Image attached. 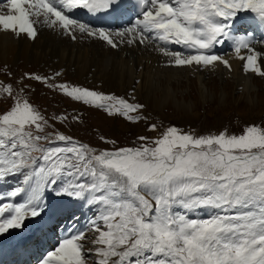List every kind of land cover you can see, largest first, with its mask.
Returning <instances> with one entry per match:
<instances>
[{"label": "snow or ice", "instance_id": "1", "mask_svg": "<svg viewBox=\"0 0 264 264\" xmlns=\"http://www.w3.org/2000/svg\"><path fill=\"white\" fill-rule=\"evenodd\" d=\"M122 6L123 0H6L0 31L34 41L39 23L72 40L78 31L113 49L155 44L170 67L223 65L229 71V61L213 49L231 41L244 72L264 78V62H258L264 53L253 47L264 41L232 34L241 14L264 23V0H138L136 19L118 30L90 27L70 15L77 9L119 14ZM169 44L189 51L170 50ZM242 50L249 54L241 55ZM0 71L7 73L6 68ZM25 76L109 116L131 123L148 119L143 104L54 83L60 72ZM24 87L29 86L17 91L0 80V96L13 102L0 113V180L30 170L25 184L37 178L39 183L24 203L0 204V235L22 229L29 217L43 219L48 210L43 186L59 184L56 197L80 201L95 214L86 229L66 228L70 234L40 264H88L89 253L96 257L94 264H264V126L204 135L168 126L156 137L138 136L136 146L116 147L115 140L101 137L113 148L96 149L63 133L46 132L54 125L22 95ZM53 119L62 123L66 117ZM148 131L159 129L152 123ZM23 192L18 187L9 197ZM201 211L209 214L192 215Z\"/></svg>", "mask_w": 264, "mask_h": 264}, {"label": "rangeland", "instance_id": "2", "mask_svg": "<svg viewBox=\"0 0 264 264\" xmlns=\"http://www.w3.org/2000/svg\"><path fill=\"white\" fill-rule=\"evenodd\" d=\"M5 4L6 3H2L0 7H4ZM5 9L6 7H4L2 10L4 11ZM239 17L234 23V27L232 29L233 35L256 36L257 34L260 36V38H264V23L258 21L250 13L242 14L240 19ZM236 30H238V32ZM81 35V37L84 36V34ZM84 37H86V43L84 44H89V41H87L89 37L86 35ZM260 41H264V39H261ZM28 43L30 54L37 59H29V56L28 58L23 59L20 57V49H12V58L7 57L4 60L0 59V69H7V73L0 71V80L13 84L17 91H19V89L24 85L29 86L24 87L22 95L29 99V101L49 119L50 124L54 125L52 128H46V132L53 135L56 132H60L66 136L72 137L77 142L88 144L90 147L96 149H112L113 145L111 143H105L103 140H101V137H105L107 140H115L116 147H123L139 145L141 141L137 139L138 136L143 135L148 137H156L168 126H176L187 132L194 131L200 135L208 134L209 132L216 134L225 129H227L230 133H239L246 125L250 124L264 126V82L262 81V77H259L255 74L253 75V77L255 76L254 78L256 80V83H254V91L251 97L248 98V96L246 94L244 95L241 90L236 89L233 81L231 82L228 78L222 80L220 79L219 74H215L213 71L209 72V75H205L207 76L205 80L207 83H209L208 85L211 88L210 89L208 87V91H211L212 93L215 91V93L213 97H208V99L204 102L199 99L197 90L194 88V86L192 84H188V81L182 80V85L179 86V92H176L175 96L180 99L184 97L187 102L193 103V109L189 112L175 108L168 101L165 102V104H162L159 101L162 98L160 93L157 94L156 102H150L149 104L134 96L133 97L135 99L133 100L131 94H127L128 96L123 95L115 88H111L110 90L109 86H107V83L102 84L99 82H93L95 80L97 81L98 78L94 75L96 72L95 66H92L86 71V74L89 75L86 81L80 79L76 66L72 67L70 64H67L66 59L62 61L59 60L61 48L57 47V41L50 35L42 34L41 38H36L34 41L29 39ZM43 43L47 44L45 49L41 46ZM228 43L229 41H225L224 45L217 44L214 47L216 49L223 50L226 45H228ZM172 45L173 44H170V47ZM254 45H256V43ZM85 46L87 45H83L82 48L73 47L67 49L65 50V53H73V56L76 52L90 53L89 49H87ZM123 46L124 44H122V47ZM231 46L232 42H230L229 46L227 47ZM141 47L143 46L141 45ZM261 47H264V45ZM62 48L65 49V47ZM254 48L256 49L259 47L255 46ZM110 50H112V48L107 46L106 52H109ZM230 52H232V50L227 49L224 55ZM102 53L103 52L101 51H96V54L101 55ZM219 56H221V54H219ZM47 58H49L51 62H46ZM52 63H55V65ZM72 64H74V61ZM68 70L73 71L72 73H69ZM56 72H60L61 76L57 77L55 81H53L54 83H65L69 86L88 88L90 90L104 94L123 97L124 99L129 100V102H136L145 105V108L142 110V114L148 118L147 121L145 122L142 120L139 123H131L120 116H109L103 110L74 101L71 98L63 95L59 90L54 91L45 84L28 80L25 76V74H36L42 77H52ZM189 79H191L190 82H193L194 76H191ZM221 88H224V91L226 92V96L222 102L216 99V96L219 97ZM12 103L13 102L11 99L0 96V113L9 110ZM132 115H135V113ZM53 117H66V119H64V121L61 123L59 120L53 119ZM152 123L157 125L159 132L148 131V126ZM42 143L45 147L64 146L62 142H57L55 144H48L47 142ZM33 155L35 156L39 154L34 153ZM29 174L30 170H25L19 174L8 175L3 180H0V203L15 202L23 194L30 193L31 190L25 191L17 198L8 199L9 193L11 191L18 187H26L25 176ZM37 183H39L38 178L29 185H31L33 188ZM54 187L55 186L51 184L43 186V194L46 189H54ZM50 207L51 205L47 207L48 217L45 218V220L52 216L50 214ZM82 207L80 210L69 209L60 220L57 219V221L50 226L49 231L48 229L44 228V233H48L52 238H54L56 233L59 232L64 226L65 228L72 230L86 229L90 219L95 214V211H92L93 209L90 210L89 206ZM208 214V211H201L192 215L201 217L207 216ZM69 217H71V219H69ZM80 224L82 225L81 229L80 227L77 228ZM57 235L59 234L57 233ZM89 235H91V233H89ZM38 238L40 239L39 232L33 236L32 244L25 245L27 251L30 252L29 257L31 259V247H35V253L40 252V250H45L46 241H44L45 244H40ZM47 243L51 244L50 242ZM57 243L55 242L52 244L51 251L54 250V247L57 245ZM48 249L49 246L47 245L46 251ZM88 255V264H94V261L96 260L94 253H89ZM31 263H34V261Z\"/></svg>", "mask_w": 264, "mask_h": 264}, {"label": "bare ground", "instance_id": "3", "mask_svg": "<svg viewBox=\"0 0 264 264\" xmlns=\"http://www.w3.org/2000/svg\"><path fill=\"white\" fill-rule=\"evenodd\" d=\"M0 1L6 2V0ZM2 9H4L3 6L0 7V12L7 13V8L4 11ZM103 14L104 12L91 14L85 9H77L70 13L74 19L80 23L89 25L90 27L108 28L104 24H99L100 21L104 20L101 17ZM35 26L38 29L37 39L41 38L42 34H47L57 41V47L61 48L59 60L62 61L66 59L67 64H70L72 67L76 66L80 79L86 81V79L89 77V75L86 74V71L92 66H95L96 72L94 75L98 78L97 81L95 80L93 82H99L102 84L107 83V86H109L110 90L111 88H115L123 95L131 94L132 97L134 96L136 98L142 99L149 104L150 102H156L157 94L160 93L162 98L159 101L162 104H165V102L168 101L177 109L186 110L189 112L192 111L193 103L187 102L184 97L182 99L176 97L175 93L179 92V86L182 85V80H186L188 81V84H192L194 86V88L197 90L199 99L203 102L207 100L208 97H213L215 91L214 93L208 91L209 83H207L205 80L207 77L205 75H209V72L212 71L215 74H219L220 79L222 80L228 78L231 82L233 81L236 89L241 90L244 95L246 94L248 96V98L251 97L254 91V83H256L254 78L255 76L253 77V73L246 74L244 72V61L238 59L234 51L227 53L226 56L224 55L225 53H219L222 50L217 51L215 48L213 49L214 54H221V56L229 61L232 66L231 71L224 68L223 65H219L215 69H203L197 68L196 66L190 68H177L168 66L169 58L163 56L155 44H150L147 46L142 45L143 47H141V45L138 43L131 46L124 44L123 47L121 44L119 48H112V50L106 52L108 46L107 44L93 37H89V39L87 38L89 44H84L86 43V37H84L85 35L81 37L82 35L78 31L76 32L77 39L72 40L69 36L62 34L60 31H54L39 23H37ZM251 37L254 39V41H256L253 36ZM114 38L118 39V37ZM28 41L29 39L24 36L15 38L11 33H4L3 31H0V59L4 60L7 57L12 58V49L18 48V50L20 49L19 53L21 58L26 59L29 56V59L36 60L37 58L30 54ZM230 42L231 41H229V43ZM83 45H87L85 47L89 49L90 53L76 52L74 53V56L73 53H65V50L67 49L73 47L82 48ZM262 45L264 44L256 43V45H253V47H259L256 48V50L258 52L264 53V47H261ZM41 46L45 49L47 44L43 43ZM62 47H65V49ZM167 47L169 48L170 44L169 46L167 45ZM175 49L176 47L170 48V50ZM95 50L101 51L103 53L101 55L96 54ZM175 51H177V49ZM188 51V49L182 47L181 52L187 53ZM245 51L246 50H242L241 55L246 56L249 54L247 51ZM73 61L74 64H72ZM46 62L51 61L49 58H47ZM258 62H264V56H261ZM52 64L55 65V63ZM262 67H264V63H262ZM72 71L68 70L69 73H72ZM191 76H194L193 82H190L191 79L189 78ZM262 81L264 82V78H262ZM225 96L226 92L224 91V88H221L219 97L216 96V99L222 102ZM59 187L60 185L58 184L54 187V189H46L43 194L42 203L47 207L51 205L52 208L50 207V214L52 216H50L47 220H45V218L48 217L47 213L43 219H34L29 217L26 219L25 225L22 229H17L18 231L10 230L8 233L0 235V264H19L20 260H23V262L26 264H40L41 258H43L47 252L51 251L52 244L55 242L57 243L60 239H63L65 236L70 234V232L65 231V226L60 229L59 232H57L59 235L56 233L54 238H52L48 233H44V228L48 229L49 231L50 226L56 222L57 219L60 220L69 209L80 210L83 208L81 206L82 202L80 201H76L67 197H56L54 192L55 189ZM28 195L29 193L23 194L15 202H1L0 204L24 203ZM83 206L88 207L86 204ZM92 211H95V209ZM81 226L82 225L80 224L78 227H76H80L81 229ZM38 232L40 234V239L38 238L40 244H45L44 241H46V247L45 250H40L38 253H35V247H31L34 261V263H31L33 261L29 258L28 255L30 252L27 251L25 245L32 244L33 236ZM47 242H50L51 244H48ZM47 245L49 246V249L46 251Z\"/></svg>", "mask_w": 264, "mask_h": 264}]
</instances>
